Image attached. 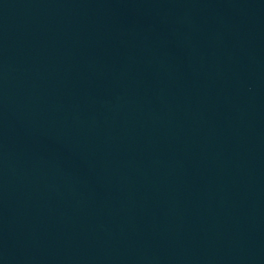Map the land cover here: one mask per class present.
Listing matches in <instances>:
<instances>
[{
	"label": "water",
	"instance_id": "obj_1",
	"mask_svg": "<svg viewBox=\"0 0 264 264\" xmlns=\"http://www.w3.org/2000/svg\"><path fill=\"white\" fill-rule=\"evenodd\" d=\"M0 264H264V0H0Z\"/></svg>",
	"mask_w": 264,
	"mask_h": 264
}]
</instances>
